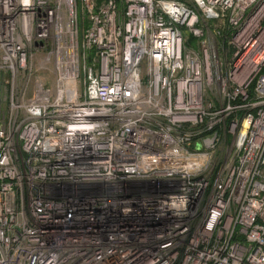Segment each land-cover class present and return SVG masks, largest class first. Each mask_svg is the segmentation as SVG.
Listing matches in <instances>:
<instances>
[{
	"label": "built area",
	"instance_id": "built-area-1",
	"mask_svg": "<svg viewBox=\"0 0 264 264\" xmlns=\"http://www.w3.org/2000/svg\"><path fill=\"white\" fill-rule=\"evenodd\" d=\"M2 2L0 264H264V0Z\"/></svg>",
	"mask_w": 264,
	"mask_h": 264
},
{
	"label": "rangeland",
	"instance_id": "rangeland-1",
	"mask_svg": "<svg viewBox=\"0 0 264 264\" xmlns=\"http://www.w3.org/2000/svg\"><path fill=\"white\" fill-rule=\"evenodd\" d=\"M218 43H220V41L217 39L216 40L211 39V44L209 43L210 47L215 46L214 48L213 47L212 48H213V51H214L216 56H218V54L216 52V47H217ZM207 44H208V41H207ZM40 64H41V61L38 60L37 65H36L37 67L36 66L30 67L31 71H29V73L26 72V74L23 78L20 77V83H19L20 86H22L24 84V82L29 79V86H28L29 91L27 93L26 98H28L31 95L30 91L34 88L35 82H40V83H43L44 85H47V86H51L53 84V77L54 76H53L51 64H43L44 70H40L41 69ZM213 90H215V87L213 88ZM29 93H30V95H29ZM2 105H3V103H2Z\"/></svg>",
	"mask_w": 264,
	"mask_h": 264
},
{
	"label": "bare ground",
	"instance_id": "bare-ground-1",
	"mask_svg": "<svg viewBox=\"0 0 264 264\" xmlns=\"http://www.w3.org/2000/svg\"><path fill=\"white\" fill-rule=\"evenodd\" d=\"M1 2H0V9H1V6L4 4L3 2H2V0H0ZM37 67V66H36ZM139 184H136L135 186H138ZM140 186H142V187H145L146 188V186L143 184V185H140ZM199 199H196L195 200V202H197ZM98 214H102V213H98ZM86 215H87V212L86 211H79V216L81 217L80 219H84L85 217H86ZM100 216H102V215H100ZM105 216V215H104ZM96 219H94V220H92V224L94 225V227H96V225H97V228H98V226L100 225V221L99 220H101V218L99 217H95Z\"/></svg>",
	"mask_w": 264,
	"mask_h": 264
},
{
	"label": "trees",
	"instance_id": "trees-1",
	"mask_svg": "<svg viewBox=\"0 0 264 264\" xmlns=\"http://www.w3.org/2000/svg\"><path fill=\"white\" fill-rule=\"evenodd\" d=\"M192 42V43H191ZM190 43L193 44L192 39H190ZM253 89V84L250 85V91Z\"/></svg>",
	"mask_w": 264,
	"mask_h": 264
}]
</instances>
